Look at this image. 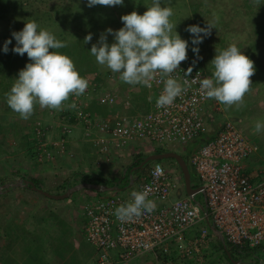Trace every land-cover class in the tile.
Instances as JSON below:
<instances>
[{
  "label": "built area",
  "instance_id": "obj_1",
  "mask_svg": "<svg viewBox=\"0 0 264 264\" xmlns=\"http://www.w3.org/2000/svg\"><path fill=\"white\" fill-rule=\"evenodd\" d=\"M192 68L190 76L186 74ZM172 76L185 87L172 105L158 108L156 101L163 90L158 75L152 86L154 100L149 111L137 115L114 110L98 117L86 112L88 99L95 95L99 105L130 106L128 98L118 102L117 93L107 87L99 90V83L88 78V88L81 96H70L75 120L85 127L86 135L101 156L119 151L135 141H158L165 145L174 142L186 145L207 133L206 113L211 99L200 91L199 81L210 77L194 57L181 62ZM187 80L189 85H184ZM101 85V84H100ZM70 108V107H68ZM64 118V117H63ZM66 128V124H63ZM35 130L42 135L39 126ZM93 130L95 132H93ZM68 131V129H66ZM46 142L41 143L44 147ZM63 140L53 141L59 150ZM238 124L230 119L220 123L212 137L190 154L188 161L203 187L204 204L187 195L172 194L183 189L180 175L154 163L131 191L119 190L95 195L83 205V236L94 248L96 264L127 263L143 253L171 250L183 258H193L203 264V247L208 243L209 230L223 236L233 248H264V181L253 183L242 172L241 163L256 151ZM50 157V153H46ZM42 159V158H41ZM147 190L148 199L156 207L151 213L119 220L115 209L132 201L131 193ZM169 259L167 262H169Z\"/></svg>",
  "mask_w": 264,
  "mask_h": 264
},
{
  "label": "clouds",
  "instance_id": "obj_2",
  "mask_svg": "<svg viewBox=\"0 0 264 264\" xmlns=\"http://www.w3.org/2000/svg\"><path fill=\"white\" fill-rule=\"evenodd\" d=\"M123 3L124 0H88V7L96 5L122 6ZM173 14V9L170 6H162L161 0H152L151 6H148L142 15L136 11L122 15L123 27L115 31L108 28L105 33H101L99 40L92 44L90 49L91 55L95 57L99 65L106 66L113 73H118L119 79L129 85L139 84L143 85L144 88H150L152 81L159 75L164 87L156 101L158 108L172 105L175 99L185 91V87L182 86L177 78L172 76V73L179 68L181 62L187 60L188 41L182 39L176 31L177 25L170 20ZM213 28H215L213 24L207 23V27L189 25L186 30L193 35L192 44L199 45L203 42L205 36L210 35ZM108 34L114 37V42L111 44L107 42ZM12 37L16 41V46L12 51L20 56L27 54L30 62L19 71L18 78L13 83L10 91L5 94L8 106L19 114L20 118L25 120L34 114L37 104L41 108L62 110V116H59L61 120L56 126L63 127V124H66L64 130L68 129V133L70 132V127L77 124H80L85 130L84 125L75 120L74 115H72L71 108L74 109L76 107L75 102L70 105L67 102L64 104L70 96L79 97L88 88V80L81 77L73 60L66 54L56 51L66 48L68 46L67 42L58 40L51 31L41 28L35 20L26 22L22 30L13 31ZM92 38L91 33L86 35L83 41L84 44L90 43ZM11 43V39L5 41L3 47L5 53L9 51L8 45ZM192 51L198 54L199 48L193 47ZM211 64L213 65L211 77H205L199 81L201 93L206 99H211L208 109L211 110L213 107L218 109L215 106V100L225 105V110L234 105L237 107L242 106L245 95L251 91L252 81L250 78L255 74L256 70L253 60L245 55L235 44H230L223 50H216V55ZM191 72L192 68L190 67L186 74L190 76ZM207 74L209 75L208 72ZM184 85L190 86L187 80L184 81ZM151 94V97H154L153 93ZM151 97H149L150 100ZM92 100L95 105L103 108L104 114H98L88 108ZM122 100H119L118 97V102ZM87 102L86 112L98 117L109 115L114 110L129 113L127 110L132 108L131 103L126 109L120 103L114 106L99 105L95 95L94 99H88ZM73 117L74 120H72ZM226 119H229V117L224 118L220 123ZM208 122L211 123V121ZM255 131L257 133L264 131V121L256 122ZM93 132L95 131L93 130ZM85 136H87V139L94 147L89 139L90 136L86 135V132ZM131 144H128L123 149L129 146L132 147ZM119 151H112L106 158ZM170 160L172 161V159ZM154 163L159 162L154 161L151 165ZM187 163L189 164L188 159ZM174 164L176 165V163ZM127 168L123 170V174L126 173ZM134 170L127 172L128 183L125 184V180L120 190L130 189L132 185L138 183L143 177L139 176ZM177 170L176 172L182 179L178 166ZM129 175L133 176L132 181ZM130 182L131 185H129ZM115 184L118 185L117 183ZM180 191L186 195L184 186ZM148 195L147 190L132 192V201L115 209L114 214L117 219H131L141 216L143 212L151 213L154 211L156 205L154 201L148 199ZM194 198L196 199V195ZM199 202L202 205L204 204V201Z\"/></svg>",
  "mask_w": 264,
  "mask_h": 264
},
{
  "label": "rangeland",
  "instance_id": "obj_3",
  "mask_svg": "<svg viewBox=\"0 0 264 264\" xmlns=\"http://www.w3.org/2000/svg\"><path fill=\"white\" fill-rule=\"evenodd\" d=\"M132 1H133V5H132L133 7L131 8V10H123L122 9L123 6H120V5L93 6L94 7L93 9L96 12L98 13L103 12L104 16H107L113 19L112 22L106 23L104 21H107V20H104V19H108V18L107 17L104 18L103 16L102 21L104 23L102 24V27H103L102 30L104 32L102 33H105L108 28H111L114 31L119 30L120 28L123 27V23L121 21L122 15L129 14L132 11H136L142 15L147 10V7L151 6V3H152V0H144L145 1L144 3L141 2L139 4L137 2H134L135 0H132ZM199 1H202V3H204L202 7L203 9H205L204 6H206L208 7L207 9L211 10L209 14H206L205 16H203L205 18L204 22L206 23L205 27H207V23L216 24L218 22V19L222 18L223 20L227 22L230 21L229 26L230 25L232 26L230 29L232 31H229L231 44L236 45L238 41H241L243 38H245V36H247L246 35V33L248 32L247 29H245L244 31L242 28V24L244 23L243 15L239 14V11H242V12L244 11L243 6H241L243 3V0H199ZM24 3H25V11L21 12L19 16L14 14L15 15L14 18L12 17L7 20L0 21V47H3L5 41L9 39L12 40L11 44L13 45L16 44L15 39L12 37V32L22 30L24 24L28 22L29 20H32L33 18L37 19L38 24H54L52 25V27L48 29L54 35L55 34L59 35L62 30H63L62 31L63 34L69 30L72 32L74 31V28L77 27L76 22L75 21L71 22L68 25L66 23L73 19V14L74 12H76L75 7L81 4H84V6H88V0H24ZM161 4L162 6H170L173 9L174 14L172 17H170V20L172 23L177 25L176 31L181 36V38L188 41L187 58L198 57L200 59L199 60L200 65L209 73V76L211 77L212 71H213V65L211 64V61L214 58L212 56V50L217 47L216 31L211 30L212 33H210V35L208 36H205L203 38L202 43H200L199 45H193L192 44L193 35L186 30L189 25H192L191 21L188 20V18L186 17V14L188 16V13L186 14H183V12L179 13L178 11H176L177 9L175 8L177 4L178 6H180V8L183 7L182 0H169V1L161 0ZM65 5H67L68 7L70 6L71 10L67 8L66 12H64L65 11L64 10L61 13H59L57 9L60 10L63 7H66ZM111 10H114V12H112ZM46 18L49 19L48 22L44 21V19ZM23 19H25L24 20L26 21L25 23L20 22L21 20L23 21ZM61 23L64 25H62ZM17 24H18V27H16ZM100 35H97V37L92 38L91 46L92 44L96 43L99 40ZM107 42L109 44L114 42V37L111 34H108ZM193 47L199 48L198 54L192 51ZM92 57L94 58V56ZM205 58L208 59L209 64L206 63ZM256 59H257L256 57L253 59L254 63L256 62ZM95 64L99 68V70L111 71L106 66L99 65L96 61H95ZM255 69L257 70L256 66H255ZM256 70H255V74L252 76L254 78H256L258 76L257 73H259ZM115 74H118V73H115ZM120 82H121V84L119 85L120 89L129 88V90L131 89V91L132 90L135 91L137 89V86L139 85V84L129 85L121 80ZM117 90L119 89L115 88V91ZM215 102H216L215 106L218 109H215V107H213L208 113H206L208 117H211V123L209 122L207 123V126H208L207 133L209 135L212 133V129L214 130L215 126L219 125L220 122L224 118L226 117L228 118L230 115L234 117L236 116L239 119V123H241L243 118L247 114V110L245 107V101L243 102L242 106L237 107L234 105L228 108L227 110H225V105L217 102L216 100ZM64 104H66V101L64 102ZM133 105L134 106L128 109L127 111L133 115L140 113L139 110L141 108L137 109L135 104ZM2 107H4V104L0 102V109ZM39 107L40 106H35L34 114L27 120L14 118L11 116L3 117L2 110H0V137L3 136V132L1 131L2 126L7 124L8 121L16 120L20 123V125H24V129L30 131L28 128H30L31 124L33 126L37 125V123H39L38 120L40 117H42L41 119L43 122H45V124H48L49 126L51 124L52 128L51 130H49V133H50L49 138H51V136L52 137L59 136L60 128L59 126H56V125L61 120L59 116H62L63 111L44 108L47 112V113H44V112H41V109ZM97 113L104 114L100 112H97ZM31 118L34 119L35 121L34 123L33 121H31ZM238 126L243 132L244 129L241 126V124H239ZM68 139L71 142L72 146L77 147L80 145L79 143L81 142L82 144L87 145V147L90 148V150H88V156L87 158H84V161H82V163L80 161L81 156H77V159L75 157V160H69V158L66 159L58 155L56 152H54L55 150L51 151L53 153L52 155H54V158L51 156V160H50L52 161L51 163L54 164V168H53V164L51 166L46 165L45 166L46 168H45L42 163H39L41 166L38 165L37 170L42 171L41 172V174L43 175V176L41 175L42 186L45 187L43 189L51 193H55L53 190L59 188V185L63 183L62 181H64V178L70 173L69 169L74 168L75 166L77 167V169L81 168L83 170V173H88L90 169L95 177L98 176L99 178L104 180V182L106 181L116 182V180L120 177V175L123 174L124 172L123 170L127 168L131 164V162L134 160V156L136 155V153L141 152L143 154L144 153L149 154L150 151H149L148 145L152 143L149 141H135L134 143L131 144L132 147L131 146L130 148L127 147L130 149V150L128 149L127 152L126 151L122 152L120 153V155L112 154L108 156L106 159L104 157L103 159H101L100 156H97L94 158L93 152L95 151L93 147L92 148L90 147L91 143L87 139V136H85V130L81 127L80 124L72 125L70 127ZM11 143H12L11 138L10 136H8L6 143H4L5 144L4 148H6V144H7V148L11 149V146H10ZM0 144H3V143L0 142ZM143 145H146V148L143 147ZM166 148L169 149L170 151L178 152L183 157H185V159L187 156V159H188L190 156V153L194 150V142H191L186 145L174 142L173 145L166 146ZM91 153L93 154L92 156H91ZM5 156L7 159H11L10 156H7V154H4V156H2L1 159H3V157ZM12 161L13 160H11L10 162L12 163L10 164V166L14 165V167H17L18 164ZM70 161L72 163V167H70L68 164V162ZM103 162H108V164L103 165V167L101 166L102 167L101 170L99 168H97V170L92 169L94 168L95 165H99V166L102 165ZM159 163L162 166H164L165 169L175 171V173L177 174L176 172L177 166L174 164L175 162L173 160L171 161L170 159H163L159 161ZM188 167H189V164H188ZM190 167L192 168L191 165ZM3 173H4V170L0 168V178L2 179L5 178L4 183L20 182L22 179L18 177V180H17V178L12 177V174H9L4 177ZM31 176L38 177L37 174L31 175ZM46 188H49V189H46ZM126 191H129V189H126ZM94 196L95 195H92V193L90 194L86 191H83V192L80 191V192H77L71 195L67 199L54 200V199L46 198L40 195L39 193H36L22 186H18L13 189H9L8 191L2 192L0 194V213L1 215L6 216L7 210L8 212L12 213V211H14L15 208H17L18 212L16 214L27 217L26 218L27 223H26V219L23 220V222H25V224L27 225V229H29L26 232L27 235H25V239H27V244L30 242L32 245H23V247L25 246V249L22 252L21 261H24L27 264H35L34 258H35V255H37V253L35 252V249H36V246H39V245H34V244L39 243V242L41 243L43 240L44 243L42 242L43 249H42L41 254L42 255L44 254L45 260L47 261H49L50 257L55 258L57 251H58L59 253H62L63 256L65 255L67 258L69 257V254H71L70 261H69V263L71 264H79V263L84 264L87 260L89 261L86 264H96L95 259H93L94 261L88 259L89 256L91 255L92 248L86 241H84L85 239H83L80 235L81 228L83 227V224H84V215H83V210H82L83 205L88 200L92 199ZM174 196H176L175 192L172 194V197ZM180 196H184V194L180 192ZM196 199L201 202L203 201V197L201 194L196 195ZM60 219L64 222L63 223L61 221L62 225L60 224L61 223ZM5 224H7L6 221H5ZM5 224H4V228H5ZM74 245H76V247ZM3 250L4 248H0V255ZM7 251L10 252L9 249ZM205 251L208 253L210 249L205 247L202 250L204 261H206ZM212 254L214 257L219 256V253H216L214 255V253L211 251V255ZM20 255L21 254H18L16 256L15 255L13 256L10 255V256L14 260V257L15 258L17 257L19 259ZM39 256L40 254L38 252V257ZM253 256H255L258 259H253L252 258ZM172 257H174V259L173 260L171 259L169 262H167L169 260L168 256L156 257L153 253H143L142 255L137 256L134 259H132L130 262H128V264H187L188 262L186 260L181 259L178 256H172ZM43 261L44 259L42 258L38 261L37 264H42L41 262ZM260 262L264 264V252H259L256 250L254 254H252L251 256H247L244 259L240 258V264H260ZM224 263L225 262L223 263L217 262L214 264H224ZM0 264L2 263L0 262Z\"/></svg>",
  "mask_w": 264,
  "mask_h": 264
},
{
  "label": "trees",
  "instance_id": "obj_4",
  "mask_svg": "<svg viewBox=\"0 0 264 264\" xmlns=\"http://www.w3.org/2000/svg\"><path fill=\"white\" fill-rule=\"evenodd\" d=\"M134 2H137L139 4L141 2L144 3L145 1L135 0ZM182 2H183V7L180 8V6H178L177 4L175 6V8L177 9L176 11H178L179 13L183 12V14L188 13V16L186 14V17L188 18V20L191 21L192 25H199L202 28L205 27L206 23L204 22L205 18L203 16H205L206 14H209L211 10L207 9L208 7L206 6H204L205 9H203L202 7L204 3H202V1H199V0H182ZM132 5H133L132 0H125V2L122 5L123 6L122 9L131 10V8L133 7ZM65 6L66 7H63L60 10L57 9V11L61 13L62 11L65 10L64 12H66L67 8L71 10L70 6L69 7L67 5ZM241 6H243L244 8L243 12L239 11V14L243 15V20H244V23L242 24V28L244 31L245 29H247L248 32L246 33L247 36H245V38H243L241 41H238L236 43V46L240 48L241 51L245 55H247L250 59L253 60L255 57L257 58L256 62L254 63V66L257 67L256 71H258L260 74L256 72L258 76L256 78L254 77L250 78L252 81V85H251V89H252L259 84V82L261 81V75H262L261 55L264 54V0H243V3ZM75 8H76L75 9L76 12H74L73 14V19L68 21L66 24L68 25L69 23L75 21L77 24L76 25L77 27H75L74 31L72 32L69 30L63 34L62 33L63 30H62L59 35L55 34L58 40L67 42V45H68L66 48H62L56 51L66 54L73 60L81 77H84L87 80L88 78H94V80L99 83L98 85L99 90H103L104 88L107 87L108 89L115 91V88L116 89L118 88L119 90L115 92H117V96L119 97V100L128 98L130 103L132 104V107L134 106L133 104H135L137 109L141 108L139 110L140 113H145L149 111L153 103V100H154V97L153 96L151 97L152 94L146 88H144L143 85H138L135 91L134 90L131 91V89L129 90V88L120 89L119 85L121 84V82H120L118 74H115L111 71L99 70V68L95 64V61H96L95 57L93 58L90 53L91 42L88 44H84L83 42L85 36L88 35L89 33H91L92 37L94 38V37H97V35H100L102 32H104L102 30L103 29L102 24L104 22L106 23L112 22L113 19H111L110 17L104 16L103 12H99V13L96 12L93 9L94 7L84 6V4L78 5ZM24 11H25L24 0H0V21L7 20L12 17L14 18L15 17L14 14L19 16L21 12H24ZM111 11L114 12V10H111ZM103 16L104 18L106 17L108 18V19H104L107 21H104V22L102 21ZM24 20L25 19H23V21L21 20L20 22L25 23L26 21ZM32 20H35L37 22L36 18H33ZM44 21L48 22L49 19L46 18L44 19ZM229 24H230V21L227 22L223 20L222 18L221 19L219 18L218 22L216 24H213L215 28L211 30H215L217 33L216 34L217 47L212 50L213 57H215L216 55L215 54L216 50H223L231 44L229 31H232L230 30L232 26L231 25L229 26ZM38 25L41 28L49 29L54 24H38ZM16 27H18V24L16 25ZM15 46L16 44L14 45L9 44L8 45L9 51L7 53L3 51L4 46L0 47V102L4 104V107H2L0 110H2L3 117L11 116L14 118L22 119L20 118L19 114L15 113L8 106L6 102V96H5V94L10 91L15 80L18 78L19 71L23 69L27 63L30 62L29 58L27 57V54H25L24 56H20L12 51V49ZM188 59L190 58H187V60ZM205 61L207 64H209L208 59L205 58ZM110 82H112V84ZM248 94L249 93H247L244 97L245 102L247 101ZM149 97H151V100L149 99ZM89 99H94V95L91 94ZM70 101H71V98H69L66 102L68 103ZM36 106H39V104H37ZM39 108L41 109V112L47 113L44 108H41V107ZM88 108L93 110L94 112L97 111L100 113H104L103 108L99 107L98 105H95L93 100L88 105ZM41 118L42 117L39 118L38 120L39 123L37 125L33 126L31 124L30 128H28L30 131L24 129V125H20V123L16 120L8 121L7 124L2 126L1 131L3 132V136L0 137V142H2L3 144H0V159L2 158V156H4V154H7V156H10L11 159H7L6 156L3 157V159H1L0 161V164H1L0 168L4 170V173H3L4 177L9 174H12V177L14 178L16 177H20L22 179L27 178L29 180H32L37 187L45 188L42 186V179L32 177L31 174L28 172L29 170H32V169L37 170V166L40 165L39 163H42L44 167L46 165L51 166L53 164L51 163L52 161H50L51 156L54 158V155H52L51 151H54V150H55L54 152H56L58 155L66 159L69 158V160H75V157L77 159V156H81L80 161L82 163V161H84V158H87L88 150H90V148H88L87 145L82 144L81 142L79 143L80 145L77 147L72 146L71 142L68 139L69 133L65 131L63 127H59L60 129L58 128L60 131L59 136H56V137L51 136V138H49L50 136L49 130H51L52 128L51 124L50 126L48 124H45V122H43ZM72 120H74V117ZM31 121H33V123L35 122L34 119L32 118H31ZM37 126H39L40 128V132L42 131V135L35 130V127ZM217 126L219 125H216L215 128ZM214 133L215 131L212 130V133L210 135L208 133L201 135L202 138H199L194 142V149L197 148L198 145L206 141L208 138L212 137ZM7 135L10 136L11 138V142H12L10 144L11 149L7 148V144H6V148H4V145H5L4 143H6V140L8 137ZM56 139L63 140L62 148H59V150L55 148L54 145L52 144V142L55 141ZM42 141L46 142L45 146L38 148L39 146H43L41 145ZM151 142L152 143L148 145L149 151H150L149 154L150 153H160V152L169 150L166 148L165 144L159 143L158 141H151ZM91 145L92 144H90V147L92 148L93 146ZM143 147L146 148V145H144ZM93 149L95 152H93L94 155L91 153V156L93 155L95 158L98 155L101 157V159H103V156L98 154L95 146L93 147ZM47 152L50 153L51 155L50 157H46ZM147 155L148 154L146 153L143 154L141 152L136 153V155L134 156V160L131 162L130 166H128V168L126 169V173H124L123 175H120V177L116 180V182H113V181L104 182V180H102L98 176L95 177L90 169L88 173H83V170L81 168L77 169V167L75 166L74 168L69 169L70 173L64 178V181H62L63 183L59 185V188L53 191L55 193H61L67 187L77 182H81V181L104 183L108 186H113V185H116L115 183L123 184V182L126 180L124 182L126 184L128 183L127 182L128 180L127 172H129V169L132 166L137 165L138 162ZM104 158L106 159V157ZM11 160H13L12 162H16L18 164L17 167H14V165L10 166V164H12L10 163ZM186 160H187V156H186ZM157 162H159V160ZM68 164L70 167H72L71 161L68 162ZM107 164L108 162H103L102 165L100 166L95 165L94 168L92 169L97 170V168H99L101 170L103 165H107ZM189 167H190V164H189ZM53 168H54V164H53ZM27 169L28 171H26ZM189 170H190V175H191L192 186L197 187L199 185L197 175L194 169H192L191 167L189 168ZM146 173L147 171L145 173H142V174L138 173V174L139 176L140 175L144 176L146 175ZM0 180H1L0 184H2L4 183L5 178L4 179L0 178ZM46 189H49V188H46ZM81 191L82 192L86 191L90 194L92 193V195H101V194L115 192V191L97 192V191L88 190V189H83ZM5 221H6L5 218H3V220L2 219L0 220V224H1L0 226V248H4V250L1 252V255H0V262L2 264H27L26 262L21 261L22 252L25 249V246L23 247L21 243L23 242L24 245H32L30 242L27 244V239H25V235H27L26 232L29 229H27L24 226H18V227L11 229L12 228L11 223H9L10 225L8 224V226L5 225V228H4ZM61 221L62 220L60 219V222ZM62 222L60 223L61 225H62ZM10 229L12 230L11 232L13 234H9L8 230ZM216 244H217V248L221 251V253H219L218 257H214L213 255L209 256V253L205 251L206 261L204 264H214L217 262L218 263L225 262L224 264H236L235 261H240V258L244 259L247 256H251L252 252L255 249V248H244V249L236 248L235 249L232 246L227 245L226 243H225V248H224V246L218 240L216 241ZM34 245H39V246H36L35 252L37 253V255H35V258H34V262L35 264H37L38 261L41 259V257L42 258L44 257V254L43 255L41 254L42 249H43L42 248L43 244L42 242L41 243L39 242ZM205 247H208V243L207 245L203 247V249ZM8 249L10 250V252L7 251ZM38 252L40 254L39 257H38ZM227 252H229L230 254L229 256L227 255ZM16 253L17 255L21 254L18 261L12 260L10 256ZM153 254L156 257L168 256L169 259L173 260L174 257H172V255H174L175 252L171 250L168 255H165V254H162L160 251H156ZM56 257L58 258L57 260L58 264H71L69 263L70 258L67 259L65 255L63 256V254L59 253L58 251H57ZM183 260L188 261L187 264L188 263L189 264H192V263L200 264L196 262L193 258H184ZM113 261L116 262L115 264H120L116 258H114ZM41 263L45 264L43 262Z\"/></svg>",
  "mask_w": 264,
  "mask_h": 264
},
{
  "label": "crops",
  "instance_id": "obj_5",
  "mask_svg": "<svg viewBox=\"0 0 264 264\" xmlns=\"http://www.w3.org/2000/svg\"><path fill=\"white\" fill-rule=\"evenodd\" d=\"M261 57H262V64H261L262 75H261V81L259 82V84L256 87H254V88L251 89V91L249 92V94L247 96V101L245 102V107H246V110H247L246 116L243 118V120H242L241 123H239L238 117H236V116L234 117L232 115L229 116V119L230 120L234 121L238 125L241 124V126L244 129V131H243L244 134L257 147L256 148V151L249 158L245 159L241 163L242 172L253 183H258V182L264 181V131H261L259 133H257L255 131V124H256V122L257 121H264V54H262ZM128 149L129 148H125V149L119 151L118 153H113V155H120V153H122V152H125V151L127 152ZM26 171H28V169ZM28 172L31 175L37 174L38 177H36V176H34V177H36L38 179H42V177H41V175H42L41 172L42 171L41 170L32 169V170H29ZM33 172H35V173H33ZM25 173H27V172H25ZM16 178L18 180V177H16ZM130 180L131 181L133 180V176H130ZM122 185L123 184L121 183L119 185V187L122 188ZM132 189L133 188H130L129 191H131ZM180 192L181 191L177 192L176 195H178ZM17 212H18L17 211V208H15V210L12 211V213L11 212H8V210H7V212H6L7 215L6 216L0 215V220L1 219L3 220V218H5L6 219V222H7V224H5V225L8 226V224L11 223V227H12L11 229H13L15 227H18V226H24V227L27 228V225L25 224V222H23V220H25L27 217L26 216L24 217L22 215H18V214H16ZM26 223H27V219H26ZM83 227L81 228V234L80 235L84 239V236H83ZM11 229L8 230L9 234H13L11 232L12 231ZM209 235L210 236L208 237V241H210V242H208V247H207L208 249H210V251L208 252L209 253V256L211 255V251L214 253V255L216 253H221V251L217 248V245L215 243V241H217V240L221 243V240H220L219 236L216 233H214V231H212V229L209 230ZM42 242H43V240H42ZM21 245H24V243L22 242ZM74 246L76 247V245H74ZM91 248H92L91 249V255L89 256L88 259L94 261L93 259H95L94 258L95 252H94V248L92 246H91ZM255 250L256 251H259V252H264V248L263 247H255V249L252 252V254H254ZM14 255L16 256L17 254H14ZM70 256H71V254H69V257L68 258L67 257L66 258L69 259ZM252 258L253 259H258L255 256H253ZM43 259H44L43 263H45V264H58L57 257H55V258H51L50 257L49 261L45 260V257H43ZM12 260H13V258H12ZM14 260L18 261V258L17 257L16 258L14 257ZM88 261L89 260H87L84 264H86ZM51 262H53V263H51ZM260 264H262V263L260 262Z\"/></svg>",
  "mask_w": 264,
  "mask_h": 264
},
{
  "label": "water",
  "instance_id": "obj_6",
  "mask_svg": "<svg viewBox=\"0 0 264 264\" xmlns=\"http://www.w3.org/2000/svg\"><path fill=\"white\" fill-rule=\"evenodd\" d=\"M163 159H172L175 161L176 165L178 166L182 180H183V186H184V193L194 198L195 195L201 194L204 197L203 187L201 185L197 187H193L191 183V175L190 170L188 167L187 160L180 155L179 153L175 151H164L160 153H151L145 157L142 158V161L139 163L137 167H134L133 169H143L144 166L149 162L154 161H160ZM131 176V175H129ZM131 185V182L130 184ZM22 186L24 188H30L32 191L39 193L40 195L54 200H63L69 198L73 193L81 191L83 189L88 190H94L97 192H107V191H117L121 188L118 185L108 186L102 183H95V182H87V181H81L77 182L69 187H67L63 192L61 193H51L43 188L37 187L32 180L29 179H23L20 182H12V183H3L0 185V194L4 191H8L9 189H13L15 187ZM204 199V198H203ZM204 201V200H203ZM203 206V205H202ZM221 240V244L225 248V240L223 236L220 234H217ZM227 255L229 256V252H227ZM235 263L240 264V261H235Z\"/></svg>",
  "mask_w": 264,
  "mask_h": 264
},
{
  "label": "flooded vegetation",
  "instance_id": "obj_7",
  "mask_svg": "<svg viewBox=\"0 0 264 264\" xmlns=\"http://www.w3.org/2000/svg\"><path fill=\"white\" fill-rule=\"evenodd\" d=\"M150 154H151V153H150ZM148 155H149V154H148ZM141 161H142V159L138 162L137 165L132 166L129 170H132L134 167H137ZM151 164H152V162H149V163H147V164L144 166L143 169H141V170H139V169H135L134 171H135L137 174H138V173H139V174L145 173V172L150 168ZM139 174H138V175H139ZM140 176H141V175H140Z\"/></svg>",
  "mask_w": 264,
  "mask_h": 264
}]
</instances>
